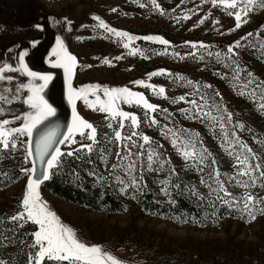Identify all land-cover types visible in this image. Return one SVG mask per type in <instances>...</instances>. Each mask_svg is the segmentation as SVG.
<instances>
[{"label": "rangeland", "instance_id": "rangeland-1", "mask_svg": "<svg viewBox=\"0 0 264 264\" xmlns=\"http://www.w3.org/2000/svg\"><path fill=\"white\" fill-rule=\"evenodd\" d=\"M140 3L146 6L141 8ZM157 3L163 14L151 6L150 0H0V63L7 62L17 66L19 52L27 51L25 63L29 70L52 76L42 95L56 109V113L59 110L58 98L66 104L70 110V125L72 105L68 102L67 78L63 69L52 67L55 61L52 49L56 47V39L59 37L68 51L77 57L73 87L100 84L109 88L127 86L133 91L144 92L151 103L175 113L174 119L179 126L199 132L220 167H232L233 159L220 147V141L209 129L199 122L185 120L180 114L178 109L188 105L182 102L173 104L133 82L143 79L147 83L163 86L169 97H179L192 91L191 86L181 87L183 82L172 83L173 77L169 75L154 76L149 80L150 73L164 69L173 75L183 76L185 81L211 85V89L207 91H219L222 104L227 106L235 118L251 129L242 132L238 130V134L263 158L261 145L264 143V111L258 108L259 101L253 102L246 96L238 95L235 83L231 79H222L217 74L227 72L230 77L231 70L216 63L204 49H193L186 45V42H203L209 46L208 51L223 53L233 42L253 33L247 41L241 40L244 47L236 49L237 60L242 68L254 74L258 82L264 81V7H261L257 0L256 4L250 6L252 11L248 15L241 13V27L235 29L233 16H229L222 7L213 8L209 3L201 4V0H157ZM244 5L245 0H238V8L229 11L235 12L244 8ZM113 8L117 11L113 12ZM209 13V19L198 25V20ZM185 14L191 15V19H180L178 22L176 18ZM94 16H99L109 27L125 31L133 37L158 36L168 40L170 44L164 46L158 42L134 39L130 47L143 50L145 56L150 58L128 55L130 49L122 46L127 40L118 42L119 38L98 27ZM65 18L71 21V31L68 30L69 25ZM215 20H218L219 24L214 25ZM166 47L167 55L157 54L163 53ZM173 52H179L181 55L194 52L196 57L180 59L172 55ZM201 55L204 56L203 60L199 58ZM117 56H123V59L115 60ZM105 59L110 61L111 66L103 63ZM89 65L91 67H87ZM12 75L17 77V82L27 83L30 79L18 73ZM246 78L242 76V79ZM27 95L25 91L24 97ZM76 107L77 113L97 128L98 143L93 144V150L97 144L106 142L108 149L105 151L111 153L108 163H112L118 149L116 144H110L105 138V134L108 137L113 135L112 130L107 127L105 114L88 108L82 100L76 102ZM121 107L143 118L142 109L127 105ZM27 110L26 106L19 102L11 106L12 113L18 114ZM4 118H10V114L0 117ZM157 119L161 120V123H167L160 115H157ZM19 123L6 127H15ZM141 130L164 145L163 150L172 163L185 165L176 150L171 147L170 140L165 139L157 128L146 127L142 123ZM88 131L90 130H85L86 133ZM21 139L26 140L27 137ZM75 139L76 144L68 142L59 145L61 151L67 153L78 148L80 143H91L79 135H76ZM25 155L26 145L9 151L6 164L17 166L21 176L12 184L0 189V212L14 210L19 204L21 206L28 179V174L22 169L30 168V161L34 159L30 157L29 162H25ZM148 175L154 177L153 174ZM257 189V192L261 191V188ZM38 192L41 202L55 212L63 224L71 227L83 243L101 246L123 264H208V245L212 248L232 239L233 242L250 248L251 245L262 243L264 238V216L259 214L251 223L226 218L213 227H199L176 224L154 216L145 211L132 196L121 192L119 196L126 202V210L116 213L96 211L71 203L50 192L43 182Z\"/></svg>", "mask_w": 264, "mask_h": 264}, {"label": "snow or ice", "instance_id": "snow-or-ice-1", "mask_svg": "<svg viewBox=\"0 0 264 264\" xmlns=\"http://www.w3.org/2000/svg\"><path fill=\"white\" fill-rule=\"evenodd\" d=\"M133 2H138V0H133ZM256 2L257 0H245L244 8L232 12L229 10L238 8V0H201V4L209 3L213 8L222 7L229 16H233L236 22L235 29L241 27V13L248 15L252 11L250 6ZM150 3L154 9L160 10L163 14L157 0H150ZM259 4L264 7V0H259ZM139 6L143 8L146 5L140 3ZM112 11L115 12L117 9L113 8ZM209 16L210 13L199 19L198 25L204 24ZM93 19L98 21L99 28L119 38L118 42L127 40L122 46L130 49L128 55L150 58L145 56L143 50L130 47L134 39L158 42L164 46L170 44L168 40L158 36L133 37L125 31L109 27L99 16H94ZM176 19L178 22L180 19L188 20L191 19V15L185 14ZM65 20L69 25L68 30L71 31V21H67V18ZM213 24H219V21L215 20ZM251 36L253 33H248L241 40L247 41V38ZM241 40L233 42L223 53L208 51L209 46L203 42H186V45L193 49H204L209 57L215 59L216 63L230 69V77L227 72L217 74L222 79H231L238 89V95L246 96L253 102L259 101L258 108L264 111V81L258 82L254 74L242 68L237 60L236 49L244 47ZM157 54L167 55V47L163 53ZM27 55V51L19 52L17 66L7 62L0 63V117L10 114V118L0 119V152L18 150L20 145H26L25 162H29V158L34 157L30 161L31 167L22 169L28 174L26 190L21 202L22 211L10 217L11 221H23L24 223L30 221L38 226V230L31 234L33 242L29 245L27 264H44L46 260L56 262V264H64V262L66 264H123L110 252L104 251L101 246H89L83 243L71 227L63 224L56 213L41 202L38 192L41 183L54 175L52 170L60 168L63 156L71 157L79 151L91 153L93 144L98 143L97 128L77 113L76 102L78 100H82L84 105L93 111L105 114L107 127L112 130L113 134L112 137L105 134V138L110 144H116L118 149L115 153V160L108 168L107 177L97 175L95 172L91 173L97 176L98 181L106 182L111 179L119 185V191L122 194H131L133 199H136V194L143 195L147 188L146 172L157 174L166 172V176L158 183L161 185V193L169 197V203L174 204L175 196L183 195L185 192L197 196L201 201L204 200V196L196 190L194 185L189 186L179 181V173L172 166L171 158L163 152L164 145L142 132L143 123L146 127L157 128L165 139L170 140L171 147L184 161L186 168L200 175V184L208 189V196L213 197L214 201H219L221 206L229 210L230 214L237 212L240 218L249 223L257 218L258 213L264 215V197H259L251 191L258 186V182L259 187L264 188V158L258 156L253 148L240 137L238 130L242 132L251 131V129L235 118L227 106L222 104L219 91H207L211 89V85L199 84L191 80L185 81L183 76L173 75L164 69L150 73L149 80L154 76L169 75L173 77L172 83L183 82L180 86H191L192 91L179 97H169L163 86L147 83L143 79L133 82L144 89H150L155 96L170 100L173 104L182 102L188 105L186 108H179L178 111L185 120L199 122L206 126L220 141V147L234 161L233 173H221L217 159L204 144L201 134L179 126L174 119L175 113L151 103L144 92L133 91L127 86L109 88L100 84L73 87L77 57L68 51L59 37L56 39V47L52 49V55L55 57L52 67L63 69L67 78L68 102L72 105V122L65 132H61L59 125L41 128L46 122L50 123V118L56 116V109L42 95L52 80V76L40 75L29 70L25 63ZM172 55L180 59L196 57L194 52L184 55L173 52ZM199 58L203 60L204 56L201 55ZM121 59L123 56L115 57V60ZM103 63L111 66L107 59ZM17 73L30 79L27 83L17 82V77L12 75ZM242 76L247 78L242 79ZM36 81L42 83H35ZM25 91L28 93L26 97H24ZM17 102L26 106L28 110L18 114L12 113L11 106ZM121 105L142 109L143 118L135 112L123 110ZM157 115H160L167 123H161ZM17 122H20L18 126L6 127ZM85 130L90 131L86 133ZM76 135L91 143H80L78 148L67 153L62 152L59 145L68 142L76 144ZM22 137H27V139L22 140ZM110 155V152L105 151L100 157L105 167H108ZM36 161H39V168ZM173 177L176 179L174 180ZM230 185L244 191L236 194L230 190ZM212 206H216L215 202ZM18 226L23 227V223ZM6 240V236H0V246L7 247ZM33 249L35 251H32ZM0 264H5V262L0 260Z\"/></svg>", "mask_w": 264, "mask_h": 264}, {"label": "trees", "instance_id": "trees-1", "mask_svg": "<svg viewBox=\"0 0 264 264\" xmlns=\"http://www.w3.org/2000/svg\"><path fill=\"white\" fill-rule=\"evenodd\" d=\"M261 147L264 158V143ZM107 149L108 144L102 141L96 145V149L91 153L78 152L71 157L66 155L60 168L52 170L54 175H51L49 180L43 181L44 186L53 194L74 204L101 212H124L126 202L119 196V185L111 179L100 182L96 175L91 174L95 172L97 175L108 176V168H110L111 163L105 167L101 163V155H99ZM163 152L166 154L164 150ZM8 156L9 151L0 152V189L12 184L21 176L17 166L6 164ZM172 166L179 173V181L189 186L194 185L196 190L204 196V200L201 201L197 196L185 192L183 195L175 196L176 202L174 204L169 203V197L161 193V185L158 183L167 173L146 172L147 188L143 195L136 194V200L145 211L176 224H189L199 227H213L226 218L248 223L240 218L239 213L232 212L230 214L229 210L225 206H221L219 201H214L213 197H209L208 189L200 184V175L196 171L189 170L185 165L177 163H172ZM220 171L221 173H233L234 170L231 166H222ZM148 174H153L154 177H149ZM173 179L176 178L173 177ZM229 187L236 194L244 191L239 187L231 185ZM258 187L259 182L256 189ZM259 188L261 191L257 192L255 188L251 191L256 192L259 197H264V188ZM125 195L132 196L131 194ZM213 202H215V207L212 206ZM19 211H22L20 204L14 210L8 209L0 212V236H6L8 244L7 247L0 246V260L4 261L5 264H27L29 245L33 242L31 234L37 230V225L30 221L24 223L23 221L10 220V217ZM21 223H23V227L18 226ZM207 252L210 255V259L206 260L208 264H264V238L262 243L251 245L250 248L243 247L230 239L226 243L212 246V248L208 245ZM44 264H55V262L46 260Z\"/></svg>", "mask_w": 264, "mask_h": 264}, {"label": "water", "instance_id": "water-1", "mask_svg": "<svg viewBox=\"0 0 264 264\" xmlns=\"http://www.w3.org/2000/svg\"><path fill=\"white\" fill-rule=\"evenodd\" d=\"M57 104H58L59 110L56 113V116L50 118V123L46 122L45 125L41 126V128H44L46 126L59 125L61 132H65L70 122V110L68 109L66 104L61 101L60 98L57 99ZM36 163H37V167L39 168L40 167L39 161H36Z\"/></svg>", "mask_w": 264, "mask_h": 264}]
</instances>
